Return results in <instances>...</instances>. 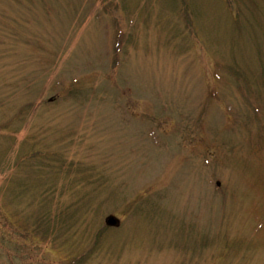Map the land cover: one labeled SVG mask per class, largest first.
I'll use <instances>...</instances> for the list:
<instances>
[{
  "label": "rangeland",
  "instance_id": "374dc122",
  "mask_svg": "<svg viewBox=\"0 0 264 264\" xmlns=\"http://www.w3.org/2000/svg\"><path fill=\"white\" fill-rule=\"evenodd\" d=\"M93 248L264 264V0H0V264Z\"/></svg>",
  "mask_w": 264,
  "mask_h": 264
},
{
  "label": "trees",
  "instance_id": "16d2710c",
  "mask_svg": "<svg viewBox=\"0 0 264 264\" xmlns=\"http://www.w3.org/2000/svg\"><path fill=\"white\" fill-rule=\"evenodd\" d=\"M231 2V1H230ZM235 9V3H233V2H231V10H234ZM234 14H235V12H234ZM235 70H236V68H234ZM236 72H237V70H236ZM235 73H232L231 75L233 76ZM82 93V92H81ZM81 93H76V95L74 94V92L72 93V95H75V96H79V94H81ZM41 166H43V165H41ZM60 169V168H59ZM58 169V170H59ZM79 200V202L81 203V200L80 199H78ZM83 204V203H82ZM59 206H62V205H59ZM84 206V205H83ZM82 206V207H83ZM50 209V208H49ZM48 209V212H46V213H43L42 211L38 214L37 213V217H35V219L33 220V223L35 224V223H37V225H42V223L39 221L40 219H46L47 218V223H46V225H45V227L46 226H48V222H49V220H50V217H52L53 215H54V209H50L49 210ZM55 213H59V209H57V211H55ZM65 213V212H64ZM84 213H88V211L86 210ZM63 214V213H62ZM46 216V218L45 217H43V216ZM66 223V222H65ZM76 223H78V221H76ZM33 224V225H34ZM65 225V224H64ZM43 232H44V234H42V236L43 237H46V238H49V237H52L53 235H54V229H52V227H47V229L46 230H43ZM96 248H93L92 250L90 249L89 250V252H84V253H82V251L80 252V253H78V255H76L75 257H74V261H73V263L72 264H85L86 262H87V260H89V258H90V256H91V253L95 250Z\"/></svg>",
  "mask_w": 264,
  "mask_h": 264
},
{
  "label": "water",
  "instance_id": "95a60500",
  "mask_svg": "<svg viewBox=\"0 0 264 264\" xmlns=\"http://www.w3.org/2000/svg\"><path fill=\"white\" fill-rule=\"evenodd\" d=\"M106 222L109 226H117L119 224V219L115 216H109Z\"/></svg>",
  "mask_w": 264,
  "mask_h": 264
}]
</instances>
